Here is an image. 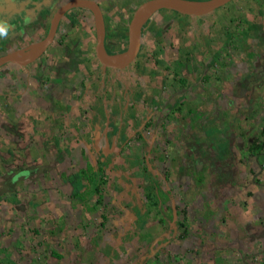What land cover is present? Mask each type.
<instances>
[{"label":"rangeland","instance_id":"1","mask_svg":"<svg viewBox=\"0 0 264 264\" xmlns=\"http://www.w3.org/2000/svg\"><path fill=\"white\" fill-rule=\"evenodd\" d=\"M66 1L14 0L21 13L1 3L0 55L43 38ZM97 1L117 54L144 0ZM172 12L158 11L141 31L129 67L143 80L165 71L158 84L166 96L124 93L137 110L116 118L114 148L104 147L96 129L105 124L93 115L99 96L108 97L103 106L123 99L114 87L123 78L98 65L90 9L64 16L35 62L0 67V96L21 94L0 102V264L238 263L236 235L224 226L237 211L249 220L252 191L264 187V0H232L203 16ZM209 29L221 55L206 63L210 54L198 48L182 52ZM25 73L30 88H18ZM174 81L187 95L178 96ZM163 104L174 107L161 115ZM83 171L96 174L101 190L83 177L73 198L70 175Z\"/></svg>","mask_w":264,"mask_h":264},{"label":"crops","instance_id":"2","mask_svg":"<svg viewBox=\"0 0 264 264\" xmlns=\"http://www.w3.org/2000/svg\"><path fill=\"white\" fill-rule=\"evenodd\" d=\"M100 5H101L103 14L105 16V21H106V14L104 12L103 5L101 3H100ZM156 13H158V12H156ZM156 13L144 24V26L142 28V32H144V30L146 29V26L150 23V21L153 19V17L156 15ZM172 13H174V12H172ZM174 15H182V14L174 13ZM106 32H107V26H106ZM213 33H215V31L213 29H209V30H207V32L202 34V36L196 35L194 38V41H193L194 44L192 45V47L187 45L186 47H184V50H182V52L184 51L185 53L188 54V53L192 52V48H198L196 50V52L200 53L203 58H206V56L208 54H210V56H208L207 59H205V62L208 63L209 59L211 57H214L213 55H216V54L221 55L222 50H223V48L219 45L213 46L210 44L211 41H209V40L214 38ZM201 39H202V41L203 40L205 41V39H207L208 42L206 44L200 46L199 42ZM106 46H107V44H106ZM140 50H141V44H140ZM223 51H225V48ZM109 52H110V50H109ZM139 56H140V52H139L138 57ZM97 61H99L98 58H97ZM132 64H130L129 66H127L124 69H117V68L104 66L103 64L100 63V61L98 62L99 67L104 69V71H107L110 73L112 71V75L117 76L119 74L122 76L123 79H120L118 81V83L114 82L115 83L114 87L118 88L117 92L122 93V94L127 93V95L130 97L133 96L134 91L136 93L137 90H138V93L140 96H166V94L164 93V91L161 88L162 84H160V85L158 84V82L160 83L163 80L162 76L165 74V71H163L162 75H160V76L157 74L156 71H154L153 73H151L150 75L145 77L144 80L140 79L139 76H134L133 78H131V76H130L131 72L129 71L130 70L129 67ZM16 65H18V64H16ZM28 65L29 64L24 65V67L28 66ZM93 65L95 66L96 64H93ZM98 65H96V67H98ZM21 66H23V65H21ZM20 76H22L21 79L25 77L23 79V81H25V83H22V85H17V87L18 88L23 87L25 89L30 88V84H28V82H26V79H28V78H26L28 76V74L25 73L24 75H20ZM179 77L182 78L185 83L186 82L188 83V88H189V81L184 80L185 78L182 77V75H180ZM181 81H182L181 79L177 80V82H181ZM175 82L176 81H174L175 91L177 94L179 93L178 96L187 95V92H189L190 89L186 90V86L184 88H181V83H178V85L180 86V87H178ZM109 84L110 83H107L105 85L110 86ZM119 86L121 87V89H119ZM140 92H141V94H140ZM5 93H7V92H5ZM125 94H124L123 99L122 98L119 99V102L115 103L114 105H112V103H106L107 104L106 106L105 105L103 106V104L106 101H108V97H106V96H99L98 97V98H100V97L101 98L99 99L100 101L98 102V104L94 110L95 114L93 115V117L95 118L94 119L95 122H99V123L101 122V123L105 124V127H103V132L101 131V128H102L101 126H97L96 132L105 134L104 137L106 138L105 139L106 145L104 147H106V148L107 147L108 148H114V146H115L116 128L114 127V123L116 122L115 121L116 118L121 120V116L125 117V115H127V114L130 115L132 112L136 113L137 104H135V106L130 104V102L132 100H130V98H128L129 100L125 99V97L127 96ZM23 95H25V94H23ZM93 95H94V93H93ZM16 96H21V94L18 93L17 95H14V96H0V102H4L8 98L10 101H14ZM28 97H30V96H27V98ZM113 97H115V96H112L111 98H113ZM137 98L138 97L135 98L136 101H138ZM154 101L155 100H153V105H154ZM0 105H3V103H1ZM101 105L104 108H106L108 111H106L104 113L103 112L99 113V110H100L99 108L102 107ZM153 107L155 109V106H153ZM153 107H151V109ZM173 107L174 106H167L166 104H163L162 108L160 109L161 115L166 114V112L172 111L171 109H173ZM108 116L110 117V119L108 118ZM103 117H105V119ZM104 120L106 122H104ZM15 131H18V130H15ZM118 132H119V130L117 131V133ZM110 133H111V136H110ZM20 135H22V134L18 132L16 138H18L20 141H23V139H22L23 137ZM9 137H10V140L12 142L13 134L11 133ZM9 147L16 150L17 151L16 153H19V151H18L19 149L15 148L13 146V144H10L7 146V148H9ZM14 150H12V151L9 150V152L11 153L10 155H13L15 153ZM16 153H15V155H17ZM13 174H15V176L11 178V181H14L16 178H18V175H19V173H17L16 171L13 172L11 174V176ZM252 193L254 194L255 199L252 200V202H253L252 208L253 209L250 211V214H251L250 219L244 220L245 217L246 218L248 217V214L246 213L247 211L245 212L242 209L243 214H241V213H239V211H237L238 215L236 216V221H231V222L227 221L226 225L228 226V228L226 225L224 226V228H226V229L233 230L234 234L236 235L237 243H236L235 250L237 252L238 251L241 252L240 253L241 256L237 259V261H238L237 264H253V263L254 264H264V187L262 186V187H257L256 189H253ZM252 214L255 217H252Z\"/></svg>","mask_w":264,"mask_h":264},{"label":"water","instance_id":"3","mask_svg":"<svg viewBox=\"0 0 264 264\" xmlns=\"http://www.w3.org/2000/svg\"><path fill=\"white\" fill-rule=\"evenodd\" d=\"M232 0H144L134 10L128 28L127 48L111 54L106 47V23L97 0H68L53 13L48 33L29 45L0 55V67L7 63L30 64L47 51L54 42L58 26L66 12L75 7L88 8L95 21L97 43L95 53L101 64L124 69L134 62L140 52V34L144 24L158 11L168 9L188 16H203L221 8Z\"/></svg>","mask_w":264,"mask_h":264},{"label":"trees","instance_id":"4","mask_svg":"<svg viewBox=\"0 0 264 264\" xmlns=\"http://www.w3.org/2000/svg\"><path fill=\"white\" fill-rule=\"evenodd\" d=\"M176 13L180 14L178 12H176ZM107 49H108V47H107ZM100 171H102L101 173H103L104 170H103L102 167H100ZM99 174H97V175H99ZM95 176H96L95 173H94V176H91V174H89V172H87V171L71 174L70 178H69V181H70V183L72 184V187H73L72 197L73 198H77V197L80 196V188L82 186L81 181H82L83 177H86L89 180V182H91L92 185H95V191L96 192H100L101 189H100L99 185L101 184V182L99 181L98 178L96 179ZM147 195H148L149 199H153L152 192H148ZM154 203H156V202H154Z\"/></svg>","mask_w":264,"mask_h":264},{"label":"flooded vegetation","instance_id":"5","mask_svg":"<svg viewBox=\"0 0 264 264\" xmlns=\"http://www.w3.org/2000/svg\"><path fill=\"white\" fill-rule=\"evenodd\" d=\"M33 0H30V3L32 2ZM68 1V0H67ZM66 1V2H67ZM1 3H3V5L4 6H6L5 8H6V10H10V11H13V12H16V13H21L23 10H24V6H22V8L21 7H19L18 8V6H16L15 5V2H14V0H0V4ZM27 4H29V2L27 1L26 2ZM26 4V5H27ZM1 7V6H0ZM76 8H80V7H75V8H72V9H70V10H68L67 12H66V14L64 15V16H66L69 12H72V11H74ZM88 9V8H87ZM1 10V9H0ZM2 11V10H1ZM64 16L62 17V19L64 18ZM105 17V16H104ZM105 23H106V21H105ZM25 47V46H24ZM107 47V46H106ZM22 48V47H21ZM109 51V50H108ZM111 53V52H110Z\"/></svg>","mask_w":264,"mask_h":264}]
</instances>
